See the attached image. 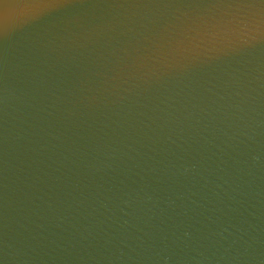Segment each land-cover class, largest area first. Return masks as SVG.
I'll list each match as a JSON object with an SVG mask.
<instances>
[{
    "label": "water",
    "instance_id": "1",
    "mask_svg": "<svg viewBox=\"0 0 264 264\" xmlns=\"http://www.w3.org/2000/svg\"><path fill=\"white\" fill-rule=\"evenodd\" d=\"M0 264H264V5L0 0Z\"/></svg>",
    "mask_w": 264,
    "mask_h": 264
},
{
    "label": "snow or ice",
    "instance_id": "2",
    "mask_svg": "<svg viewBox=\"0 0 264 264\" xmlns=\"http://www.w3.org/2000/svg\"><path fill=\"white\" fill-rule=\"evenodd\" d=\"M41 5L51 6L58 5L62 0H38ZM237 6L243 7H256L258 5H264V0H234Z\"/></svg>",
    "mask_w": 264,
    "mask_h": 264
}]
</instances>
